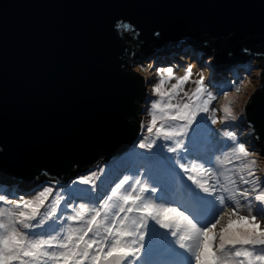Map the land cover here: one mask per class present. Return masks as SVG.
Returning <instances> with one entry per match:
<instances>
[{"label": "water", "instance_id": "water-1", "mask_svg": "<svg viewBox=\"0 0 264 264\" xmlns=\"http://www.w3.org/2000/svg\"><path fill=\"white\" fill-rule=\"evenodd\" d=\"M117 19L141 35L119 39ZM126 48L138 66L183 50L214 76L249 65L234 110L254 126L242 128L258 152L247 161L264 168V0H0V190H43L41 170L67 188L136 145L145 87L121 68Z\"/></svg>", "mask_w": 264, "mask_h": 264}, {"label": "clouds", "instance_id": "clouds-1", "mask_svg": "<svg viewBox=\"0 0 264 264\" xmlns=\"http://www.w3.org/2000/svg\"><path fill=\"white\" fill-rule=\"evenodd\" d=\"M120 22L128 25V28L126 30L119 29L117 24ZM113 29L119 39H124L125 33L133 35L134 38L141 35L135 25L123 19H117ZM153 35L159 38L161 33L156 31ZM142 43L143 41L139 42L137 49ZM205 44L207 45V41ZM213 52L215 53V49ZM135 55V51L129 55L128 49H125L124 56L120 57V59L127 57L128 66L121 65L124 72H129V68L141 73L147 71L143 66H138L132 61V57ZM177 57L180 58L178 55L169 58L175 60ZM214 58V56L209 57L207 62L211 63ZM169 64L172 63L169 62ZM232 64L234 65V63ZM232 64L225 67L222 74L217 75L227 76L234 70H238L236 69L237 65L233 66ZM148 67H151V64ZM230 67H232V72L228 71ZM191 68L192 66L189 65L182 77H174L172 67L159 69L158 75L161 78L154 85L148 84L150 74L144 76L145 101L142 104L138 100L134 103L145 108L147 115L151 116V120L146 124L147 134L139 142L138 147L143 146L144 150L151 151L156 142L160 141L164 143L167 152L176 153V156L179 157L180 152L184 150L186 135L198 115L205 114L214 128L218 124L224 125L225 121L238 122L241 121L242 117L243 119L247 118L243 107H240L239 111H235L234 106L229 105L223 106V114L218 117L217 109L210 107L212 101L216 100L217 97L208 90L207 85L202 83L203 76L195 82L196 87L193 92L196 97L195 101L192 100L191 96L188 97V102H182V98L177 100L180 92H183V84L189 79L188 74L191 72ZM172 78L176 79V83L170 89L165 90L163 88L165 79ZM205 94L206 98H204ZM184 95L188 96V93L185 92ZM224 95L226 96L227 93ZM153 96L158 97V99H151ZM174 100H176L175 103H173ZM128 120L133 122L134 117L130 116ZM158 121L159 126L157 127ZM248 126L254 131L251 122H248ZM144 128L145 122L142 121V131ZM215 129L221 137H234L238 130L237 128L230 131L224 127ZM243 134L241 132V135ZM256 138L258 139V136ZM178 149L180 151H177ZM0 152H3L2 146H0ZM252 156H258V152ZM229 157L238 158L235 149H229L227 153H216L212 158L211 166H205L204 163L197 160H189L187 163H180L179 159L176 161L184 175L192 181L197 189L205 194H216L215 199L223 207L218 221L221 218L237 221V227L228 235L221 228L216 231L217 224L210 225L207 229L201 228L189 215L175 205L157 202L152 198L145 199L143 195L147 187L145 185H141L139 191L136 188V183L132 185L131 190L124 189V184L131 179L128 175L113 185L112 190L104 199L100 200L99 205H94L84 200L77 202L76 199H71L64 188L57 187L60 184L59 180L50 177L46 170H41L40 175L49 177V184L44 186L43 190L32 199H25L21 196V199L25 200L30 207L20 209L18 212L15 199H9L6 194L0 193V200H4L10 205L9 208L0 207V264H14V262L37 264V258L41 252L35 245L45 242L50 244L53 238H49L48 241H45L44 237L33 240L24 229L37 227L31 223L37 216L42 217L40 224L43 225L56 215V210L61 203L69 200L71 202L67 203L68 211L64 212L57 221L62 225L58 234L64 238L59 243L63 244L65 241L68 244L79 243V250L85 255H87L93 241L98 246H112L118 250L117 255H114L110 260L102 259L98 264H135L141 256L144 230L150 221L155 222L160 228L168 230L171 236L175 238L176 244L191 253L193 264H264V251H260L261 248H264V228L261 227V221H264V217L255 215V206H249L251 202L241 203V201H247V196L240 194V186L237 183V180L241 184L249 183L253 189L251 194L255 195V189L259 187L260 176L257 175L252 180H248L249 169L253 172L259 170L261 174H264V168H259L256 160L245 162V159H242L241 163L233 170L225 167L229 163ZM76 167L78 166L74 165L73 169ZM103 172V168L100 169L99 174L93 171L89 176L72 181L68 187H72L76 183H87L91 187L92 193L95 194L96 183ZM190 172H195V175H190ZM35 178L39 179V176ZM139 179V177L136 178L137 183H139ZM157 191L158 189H153V196ZM245 191L247 192V189ZM54 192L55 195H53ZM133 192H135V196H133ZM49 197H51L50 201ZM225 200L231 201L233 206L228 207L224 203ZM46 203H50L51 207L47 211H41ZM260 203L264 205V199ZM19 213H23V217ZM248 218H252L254 221V225L251 227L247 226ZM241 220L244 221L243 224ZM113 226H115V230H113ZM89 233H91V238L85 239ZM217 239V251H223L225 245L236 247V251L231 254L224 252L217 259L210 249L213 240ZM92 251L94 252L95 249ZM56 257L57 251L54 250L49 257L51 264H61ZM94 261L95 257H90L88 264H94Z\"/></svg>", "mask_w": 264, "mask_h": 264}, {"label": "rangeland", "instance_id": "rangeland-1", "mask_svg": "<svg viewBox=\"0 0 264 264\" xmlns=\"http://www.w3.org/2000/svg\"><path fill=\"white\" fill-rule=\"evenodd\" d=\"M189 54L190 53L184 50L173 54L175 56L178 55L179 57L184 56L183 61L185 60L186 62L184 61L183 63L185 64H179L178 66L173 67L171 64H166L163 66L158 65L156 68H153V66L148 67V65H145L143 67L147 69V71L144 73L137 72L131 68H129V71L139 74L143 79L145 75L150 74L148 84L154 85L158 83L161 78V76L158 75L159 69L172 67L174 77H182L187 71L188 66L191 65V72L188 74L189 79L183 84V92H180V95L176 98L177 100H181L182 98V102H188V97L191 96L192 100L195 101L196 97L193 95L196 87L195 82L200 80L201 76H203L202 83L207 85L208 90L217 97L216 100L212 101L210 107L217 109L218 117L223 114V106L229 105L235 107L242 91L250 83L251 70L249 65L236 60L233 62L234 65L232 64L233 66L237 65L236 69L238 70H234L235 73L233 72L227 76L216 75L215 77L214 75H210L204 69H202L196 57L192 56V54ZM191 57L193 58L192 60H190ZM176 60L181 62L178 57L175 58L174 61ZM165 61L168 62L167 60ZM172 63L175 64V62ZM231 68L232 67L229 68V72H232ZM241 72H243V74H240ZM220 73L222 74V71ZM229 78L231 80H229ZM175 83V78L165 79L163 88L165 90L170 89ZM185 92L188 93V96L184 95ZM224 93H227V95L225 96ZM204 98H206V94ZM151 99H158V97L153 96ZM175 102L176 100L173 101V103ZM142 111L143 112L140 117L141 122H145V128L143 131L141 129L138 142L131 150L119 156L108 168L104 170L103 175L100 176L101 179L97 181L99 185L98 193L93 194L90 190V187L80 185L79 183L64 189H67L69 197L71 199H76L77 202H79L82 195L88 197L89 199H98V196H102L104 194V191L109 185V182L113 176L117 177V179L111 183L118 181L119 177L124 172L129 171L126 166H123L124 160L130 159V161L128 160L126 162L128 164L133 159L134 164L142 163V166H147L141 172L143 173V177L148 179L151 185L158 189V194L154 197L157 202H163L168 205H175L179 207L180 210L189 215L193 221L197 220L199 226H203L198 220L205 216L203 215V212L206 213V211H209L213 218H215L216 214L221 211L222 206H220L218 201L215 199L216 194H205L197 189L195 185H193L192 182L187 179V176L184 175L183 170H181L180 167L175 163V160L179 158L182 163H187L189 160H197L201 163H204L205 166H211L213 163V156L216 153H220V148L224 146L220 142V135L215 128L224 127V125L218 124L214 128L207 120L206 115L200 114L194 120L188 134L186 135L184 150L180 152L179 157L172 153H168L165 148L160 145L155 146V148L150 153H148L143 152L146 150H141L138 147L139 142L143 139L144 135L147 134L146 124L151 120V116L147 115L146 109L142 108ZM158 126L159 121L157 122V127ZM209 140H211L210 144L206 145L205 141ZM189 152H193V154L189 156ZM126 154H128V157L123 158V156ZM145 158H150L151 163H149L148 159L146 160ZM245 162H247V158H245ZM240 163L241 161L232 159V163H227L225 167L234 168V166H238ZM113 172L114 174H111ZM133 173H136V171ZM189 174L195 175V172H190ZM177 179H179L178 190L176 185ZM12 192L13 191L0 190V193L6 194L9 199H16L17 197L21 196H23L25 199H32L39 193V191H14L13 195ZM54 194L55 192L53 195ZM207 197H209V199H207ZM50 200L51 197H49V201ZM5 207H10V205H6ZM209 207L210 209H208ZM255 215L258 217L264 216V206L258 205L255 209ZM227 220L228 219L225 218L222 223L226 224ZM261 227L264 228V221H261ZM219 230L220 225H217L216 231ZM144 231L145 235L141 256L138 260H136L135 264H193V257L191 253L178 246L176 244L175 238L171 236L169 231L165 235L161 234V228L152 221L149 222ZM217 246L218 239L214 241V250ZM161 259H165V261H162ZM14 264H18V262H14Z\"/></svg>", "mask_w": 264, "mask_h": 264}, {"label": "snow or ice", "instance_id": "snow-or-ice-1", "mask_svg": "<svg viewBox=\"0 0 264 264\" xmlns=\"http://www.w3.org/2000/svg\"><path fill=\"white\" fill-rule=\"evenodd\" d=\"M117 27L119 29H125L126 30L128 28V25H125V24H123V22H120L119 24H117ZM133 75H135V74H133ZM258 90H264V84H262ZM210 99H211V97H210ZM241 121L239 123L232 122V121H225L224 128L234 129V128H240L244 124L248 125L249 121L247 120V118L243 119V124L241 123ZM253 128H254V126H253ZM259 139L260 138L258 136V139L256 138V140L259 141ZM220 142L224 146L220 148L219 152L220 153H227L229 149H235V154L238 157L235 160L241 161L242 159H245L247 157L252 156V154H254L256 152L255 151V149H256L255 144H253L251 146L247 145L245 141L241 140V138L239 137V135L237 133L234 137H229V136L221 137L220 136ZM157 145H160V146L165 148L164 143H161L160 141L156 142L155 146H157ZM155 146L152 148V150L155 148ZM139 149L144 150L143 146L139 147ZM151 151H143V152L150 153ZM177 151H180V150L178 149ZM172 154H174L176 156V153H172ZM177 159H179V158H177ZM177 159L175 160V163H176ZM179 161H180V163H182L180 159H179ZM229 163H232L231 157H229ZM235 167L236 166H234V168H232V169L234 170ZM125 175L130 176L131 179H129L124 184V186H123L124 189L131 190L132 185L134 183H136V188L138 191L141 190V185L147 186L146 190L143 192L145 199H147V198L154 199V197L158 194V191H157L155 193V196H153V189H157V188L153 187L151 185L150 181L143 177L142 172L133 173L131 170L126 171L119 177L118 181L122 177H124ZM254 176H257L256 172H253L251 169H249L248 180H252ZM137 177L140 178L139 183L136 182ZM100 179H101V177H100ZM118 181L109 184L107 186V188L105 189L104 194L102 196H98V199H89L88 197L82 195L80 197V200H84L90 204L99 205L100 200L104 199L108 195V192L112 190L113 185H115ZM189 181H191V180H189ZM237 183L240 186V194L242 196H247V201H241V203L251 202L249 204V206L251 207L254 205L255 209L257 208L258 205L264 206L260 203V201L262 199H264V180H262L261 177L258 181L259 187L255 189V193H256L255 195L251 194L253 192V189L249 185V183L245 182V183L241 184V182L239 180H237ZM79 184L86 186V187H90L87 183H83V184L79 183ZM176 185H177V190H178L179 189V179L176 180ZM98 189H99V185H98V183H96V193H98ZM245 189H247V192L245 191ZM90 190L92 192L91 187H90ZM65 191H67V189H65ZM40 192L41 191H39V193ZM149 193H151V194H149ZM133 196H135V192H133ZM15 201H16V208H17L18 212L20 209H26V208L30 207V205L25 200H22L21 197H17L15 199ZM70 202L71 201L69 200V201L61 203L59 205V208L56 210V215L52 219H49V220H47V222L43 223V225L40 224L42 217L37 216V218L35 220L31 221V223L37 225V227H35V228L29 227V228L24 229V231L27 232L28 236L30 238H32L33 240H38L40 237H44L45 241H48L49 238H53L52 242L50 244L45 242V243H42L39 245H35V247H38L40 249V252H41V255L37 258V264H51L49 257L52 255L54 250L57 251V257L56 258L58 259L59 262H61V264H88V259L90 257H95L94 264H98V262L102 259L103 260H110L114 255H117L118 250L115 247L98 246L94 241L91 243V247L89 248L87 255L80 252L79 243L68 244L67 241H65L63 244L59 243V241H63L64 238H63V236L58 234L59 229L62 227V225L60 223H58L57 221L59 220V217L64 212L68 211L67 203H70ZM218 203H219V201H218ZM224 203L228 207L233 206L231 201L225 200ZM6 205H8V204L4 200H0V207L9 208V207H5ZM50 207H51V204L46 203L45 207L43 209H41V211H47V209ZM222 211H223V207H222L220 212H222ZM220 212H218L216 214V216L214 218V222L205 221L203 226H200V227L203 229H207L210 225L217 224V225H220V228L224 231V233L226 235L230 234L237 227V221L236 220H227L226 224L222 223V221H224L223 218H221L218 221V217H220ZM19 214L21 215V217H23V213H19ZM260 217H264V216H260ZM65 223H67V221H65ZM241 223L243 224L244 221L241 220ZM253 225H254V221L252 220V218H248L247 219V226L251 227ZM113 230H115V226H113ZM54 234H56V235H54ZM90 238H91V233H89V235L87 237H85V239H90ZM214 241L215 240H213L212 244L210 245V249L213 252V254L217 257V259L220 256H222L224 254V252L231 254V253L236 251V247H233L231 245H225L223 248V251H217V247L214 250ZM93 249H95L94 252L92 251ZM260 251H264V248H261ZM60 253H63V255H60Z\"/></svg>", "mask_w": 264, "mask_h": 264}, {"label": "trees", "instance_id": "trees-1", "mask_svg": "<svg viewBox=\"0 0 264 264\" xmlns=\"http://www.w3.org/2000/svg\"><path fill=\"white\" fill-rule=\"evenodd\" d=\"M193 56L195 55V54H193L192 52H190ZM202 53V52H201ZM190 55V54H189ZM188 57V56H187ZM183 59H184V56H180V58H179V60L181 61V62H177V61H174L172 58H167V59H165V60H167L168 62H166L165 60H163V59H156V58H154V60L153 61H151V67L153 66V68H156L158 65H161L162 64V66L163 65H169V62L170 63H172V62H175V64L174 63H172L171 65L174 67V66H178L179 64H185V63H183L184 61H183ZM189 59V58H188ZM193 59V58H192ZM157 61H158V63H157ZM159 61H161L160 62V64H159ZM186 62V61H185ZM155 65V66H154ZM208 71H210L209 69H208ZM235 73V72H234ZM240 74H243V72H241ZM239 74V75H240ZM220 79H222V78H220ZM236 79V78H235ZM229 80H231V79H229ZM227 91V90H226ZM226 91H224V92H226ZM243 124V123H242ZM244 127V125H242L240 128H238V131H237V134L239 135V137L241 138V140L242 141H247L245 138H244V136L242 135L241 136V132H242V128ZM234 129H237V128H234ZM234 129H230V130H234ZM248 139V138H247ZM210 141L211 140H209V141H205V143H206V145H208V144H210ZM189 154V156L191 155V154H193V152H189L188 153ZM128 157V154H126V155H124L123 156V158H127ZM146 160L148 159V162L149 163H151L150 162V158H145ZM130 161V159H125L124 160V162H123V166H126L129 170H131L132 172H141L145 167H147V166H142L143 164L141 163V164H134L133 163V159H132V161L130 162V163H126L127 161ZM107 163V162H106ZM126 167H124V168H126ZM111 174H114V172L113 173H111ZM42 177H44V178H47V179H49V177H45V176H42ZM117 179V177H112V179L110 180V182H109V184L111 183V182H113V181H115ZM0 189H5V188H0ZM104 189V188H103ZM12 194L14 195V191L12 192ZM161 197V196H160ZM194 199H197V198H194ZM208 209H210V207L208 208ZM203 215H205V216H203V217H201L200 219H198L199 221H200V223H201V225H203L204 224V222L205 221H208V222H212V221H214V218H213V216L210 214V212L209 211H206V213H204L203 212ZM198 225H199V223H198Z\"/></svg>", "mask_w": 264, "mask_h": 264}, {"label": "bare ground", "instance_id": "bare-ground-1", "mask_svg": "<svg viewBox=\"0 0 264 264\" xmlns=\"http://www.w3.org/2000/svg\"><path fill=\"white\" fill-rule=\"evenodd\" d=\"M161 61H159V64H160ZM158 63V62H157ZM162 65V64H161ZM104 185V184H103ZM197 199H200V198H197ZM207 199H209V197H207Z\"/></svg>", "mask_w": 264, "mask_h": 264}]
</instances>
